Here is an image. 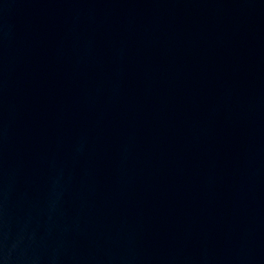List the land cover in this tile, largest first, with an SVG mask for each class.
Segmentation results:
<instances>
[{"label": "water", "instance_id": "1", "mask_svg": "<svg viewBox=\"0 0 264 264\" xmlns=\"http://www.w3.org/2000/svg\"><path fill=\"white\" fill-rule=\"evenodd\" d=\"M0 264H264V0H0Z\"/></svg>", "mask_w": 264, "mask_h": 264}]
</instances>
